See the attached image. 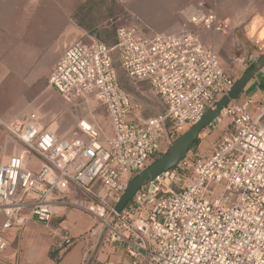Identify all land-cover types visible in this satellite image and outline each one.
<instances>
[{
	"label": "built area",
	"instance_id": "built-area-1",
	"mask_svg": "<svg viewBox=\"0 0 264 264\" xmlns=\"http://www.w3.org/2000/svg\"><path fill=\"white\" fill-rule=\"evenodd\" d=\"M181 15L198 29L229 30L202 2ZM253 46L239 58L244 70L264 54L262 40ZM114 51L125 74L160 98L162 113L143 119L119 84ZM234 82L217 53L184 25L177 34L125 26L114 46H68L48 86L68 104L84 103L87 113L63 136L34 113L4 126L19 149L0 164V264L10 230L31 221L48 225L64 205L95 219L89 237L97 242L104 233L99 254L110 246L118 264H264V87L221 110L207 128L227 123L208 151L190 148L115 211L128 183L214 110ZM62 242L74 244L68 235ZM99 254L93 264H111Z\"/></svg>",
	"mask_w": 264,
	"mask_h": 264
},
{
	"label": "crops",
	"instance_id": "crops-1",
	"mask_svg": "<svg viewBox=\"0 0 264 264\" xmlns=\"http://www.w3.org/2000/svg\"><path fill=\"white\" fill-rule=\"evenodd\" d=\"M90 1L0 0V147H7L4 145L7 139L3 136V126L16 116L18 85L25 88L32 86L33 72L40 71L43 67L48 68L49 59L55 57L51 69L65 49L76 43L74 41H92V35L79 25L92 22ZM121 1L135 9L134 12L140 20L138 23L145 28L140 27L152 32L177 34L183 19H179L178 10L196 0ZM197 2H202L207 11L214 12L219 21L228 24L229 30L223 33L201 30V38L207 48L218 54L223 70L232 77L237 75L242 70L239 58L254 50V39H264V0ZM157 9H160L159 13ZM102 14L105 15L106 10ZM66 25L74 26L66 28ZM54 39L57 42L53 44ZM259 74L262 75L255 79L258 89L264 87V71ZM48 88L52 90L51 97L58 104L41 103L43 110L40 108L39 112H47L51 118L62 112L63 119L57 124L56 132L62 136L69 135L82 113L78 110L74 113L59 93L49 86ZM25 117L26 115L22 118ZM207 146L208 144L205 145ZM6 157L7 155L0 154L1 163L9 156ZM71 197L67 200L71 201ZM95 225L94 218L70 205L57 207L50 224L31 221L23 228L9 231L10 246L2 255L3 264H83L96 243L89 237V231ZM64 235L73 238L74 244L68 252L59 253L61 256L56 263L50 258V252L60 247L64 249ZM104 254H99L100 261L119 263L117 254Z\"/></svg>",
	"mask_w": 264,
	"mask_h": 264
},
{
	"label": "rangeland",
	"instance_id": "rangeland-1",
	"mask_svg": "<svg viewBox=\"0 0 264 264\" xmlns=\"http://www.w3.org/2000/svg\"><path fill=\"white\" fill-rule=\"evenodd\" d=\"M196 1H193L192 3H189V4L185 5L184 7H182L180 10H178V17H180L179 19H181V17H182V15H181L182 9H184L185 7H188L189 5L195 4ZM90 4L92 5V8L90 9V12H92V18H90L92 20V22L80 23L79 25L82 28H85L87 30V32H89L88 33L89 35H92V41L89 39L80 41L83 44L93 42V41H97V42H102L105 45L110 46V47L114 46V44L116 42V30L120 27H125V26H135V27H138L140 29H143L144 31H148L149 33H163V32H154V31L152 32V31H150V29H147V28H146L147 30L144 29L145 27L142 24L138 23L140 20L138 19L137 14L134 12L135 9H131L130 7L126 6L125 4L122 3L121 0H91ZM104 6H106V9H104ZM104 10H106L105 15L102 14ZM159 12H160V9H157V13H159ZM181 20H182V22L179 24V31H181V29L183 28V25H184L185 28L192 30L193 32L199 33L200 38H201V30H204V29H202V28L198 29L197 27L186 24L184 22V19H181ZM69 26H74V25H66V28H68ZM140 26H142L144 28H142ZM210 32L215 33L212 31H210ZM166 34H168V33H166ZM201 40H202V38H201ZM255 40L256 39L253 40V43ZM262 41L264 42V39ZM56 42H57V40L54 39L53 44ZM74 42H77V41H74ZM51 47H50V51H51ZM118 57H119L118 51H114L113 52V58L115 60V66H116L117 72H118V77H119V81H120L119 84H120L121 88L131 96L136 109H138L141 112L143 119H148V118L153 117L159 113H162L164 111V106H163L160 98L151 90L148 83L136 82V81L131 80L125 74V72L119 67ZM55 60H56L55 57H53L52 59H49V62L47 65L48 68L44 69L45 67H43L42 70L33 72L34 78L32 80V86H30V87L27 86L25 88V87H21L18 85L17 101H16L17 111H16V116H14L12 119H10L11 121L12 120H22L23 116H25V115L27 116L28 114L34 113L41 119L42 124L45 128H49L52 131H56L57 124L60 123L61 119H63L62 118L63 117L62 112L58 113V115L53 117V118H51L47 112H44V111L43 112L41 111V113L39 112L40 108H41V103L46 102L48 105H50V104L57 105L58 104V101L54 100L51 97L52 90H50L48 88L49 69L51 67V64H53V61H55ZM246 70H244V68L242 67V70L239 71L237 73V75H235L233 77L231 75L230 76L236 82L245 73ZM262 71H264V69ZM258 75H262V74H257L246 85V87L244 89V93L241 96L242 99L245 96L250 95L252 92H254L255 90L258 89L256 87V80H255L256 77H258ZM262 82H264V80ZM45 99L47 101H45ZM239 99H237V100H239ZM59 100L63 101L62 98H59ZM69 105L71 107V110H73L74 113L76 110H78L80 113H82V116H84L87 113L86 107H85L84 103H82L81 101H76L75 103L69 104ZM25 106H26V112H24ZM41 110H43V107L41 108ZM96 117L103 121L106 117V114L102 110L98 109V110H96ZM10 120L7 121L6 124L9 123ZM226 121H227V119H225L221 124H216L213 127L205 128L199 135L198 143L196 145L192 146L191 148L200 147V149L202 151H208L211 148L212 143L216 142L219 139V137L223 134V131L225 128L224 125L227 123ZM4 126H3V131H4L3 136H4V138L7 139V141L5 140L4 145L6 144L7 147H0V154L2 153L3 155H7V157H8L11 154H13L17 149H19V145L8 138V135H7V132H6ZM186 131H184L182 134H184ZM182 134H180L179 136H181ZM207 144H208V146L205 147V145H207ZM8 158L3 160L4 162H2V163H5L8 160ZM0 164H1V161H0ZM78 198H80V196H78ZM70 200L74 201V198L71 197ZM64 201H67V198H65ZM72 208L77 209L84 214H87L86 212L78 209L77 207L72 206ZM80 237H82V236H80ZM96 243L94 244L92 251L94 250ZM72 246L67 247L66 245L63 244V247H64L63 252L66 249H71ZM92 251L86 256L83 264L87 263ZM111 252L112 251H111L110 246L105 247L104 250L102 251L103 254L105 253L104 255H106V253L111 255ZM60 256H61V254L56 255L55 258L59 260Z\"/></svg>",
	"mask_w": 264,
	"mask_h": 264
},
{
	"label": "water",
	"instance_id": "water-1",
	"mask_svg": "<svg viewBox=\"0 0 264 264\" xmlns=\"http://www.w3.org/2000/svg\"><path fill=\"white\" fill-rule=\"evenodd\" d=\"M252 66L251 70L245 72L234 83L227 95L223 96L215 103L214 110L207 111L198 123L191 126L184 134L177 137L162 156L154 160L128 183L123 195L115 206V211L117 213L121 212L142 186L154 180L161 172L175 167L178 162L186 156L190 147L199 138L200 133L217 119L221 110L231 101L237 100L243 95L244 89L249 81L264 69V54L261 55ZM104 235V233L100 235L86 264H93L95 261L103 243Z\"/></svg>",
	"mask_w": 264,
	"mask_h": 264
},
{
	"label": "trees",
	"instance_id": "trees-1",
	"mask_svg": "<svg viewBox=\"0 0 264 264\" xmlns=\"http://www.w3.org/2000/svg\"><path fill=\"white\" fill-rule=\"evenodd\" d=\"M115 44H116V42H115ZM114 44V45H115ZM252 65L250 66V67H248L247 68V70L245 71V72H247V71H249V70H251L252 69ZM118 81H119V77H118ZM119 83H120V81H119ZM198 141H199V138L193 143V145L192 146H194V145H196L197 143H198ZM191 146V147H192ZM190 147V148H191ZM70 249H66V250H64V252L63 253H66V252H68ZM61 251H63V248H58V249H55L54 251H52V252H50V258L54 261V262H59V260L58 259H56L55 257H56V255H59V253L61 252Z\"/></svg>",
	"mask_w": 264,
	"mask_h": 264
},
{
	"label": "snow or ice",
	"instance_id": "snow-or-ice-1",
	"mask_svg": "<svg viewBox=\"0 0 264 264\" xmlns=\"http://www.w3.org/2000/svg\"><path fill=\"white\" fill-rule=\"evenodd\" d=\"M85 127L87 128V125H85Z\"/></svg>",
	"mask_w": 264,
	"mask_h": 264
}]
</instances>
